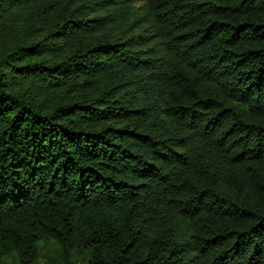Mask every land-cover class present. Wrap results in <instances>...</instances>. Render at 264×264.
Wrapping results in <instances>:
<instances>
[{
  "label": "trees",
  "instance_id": "obj_1",
  "mask_svg": "<svg viewBox=\"0 0 264 264\" xmlns=\"http://www.w3.org/2000/svg\"><path fill=\"white\" fill-rule=\"evenodd\" d=\"M43 259L264 264V0H0V264Z\"/></svg>",
  "mask_w": 264,
  "mask_h": 264
},
{
  "label": "rangeland",
  "instance_id": "obj_2",
  "mask_svg": "<svg viewBox=\"0 0 264 264\" xmlns=\"http://www.w3.org/2000/svg\"><path fill=\"white\" fill-rule=\"evenodd\" d=\"M50 261H51V259H50ZM48 259H43V260H41V263L40 264H48Z\"/></svg>",
  "mask_w": 264,
  "mask_h": 264
}]
</instances>
